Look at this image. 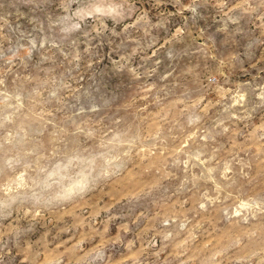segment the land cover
I'll return each instance as SVG.
<instances>
[{
  "label": "rangeland",
  "instance_id": "rangeland-1",
  "mask_svg": "<svg viewBox=\"0 0 264 264\" xmlns=\"http://www.w3.org/2000/svg\"><path fill=\"white\" fill-rule=\"evenodd\" d=\"M0 264H264V0H0Z\"/></svg>",
  "mask_w": 264,
  "mask_h": 264
}]
</instances>
